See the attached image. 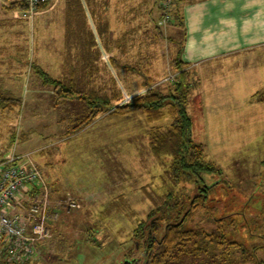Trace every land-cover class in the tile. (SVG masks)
Listing matches in <instances>:
<instances>
[{"label":"rangeland","instance_id":"rangeland-1","mask_svg":"<svg viewBox=\"0 0 264 264\" xmlns=\"http://www.w3.org/2000/svg\"><path fill=\"white\" fill-rule=\"evenodd\" d=\"M162 1L111 0L107 6L105 0H98V6L93 4L96 8L105 6L100 12L108 18L115 38L132 27L138 29L129 33L124 55L114 44H111V53L103 45L106 53L99 55L86 29L77 32L69 29L70 26L87 28L82 11L80 19L83 21L66 24L64 14L70 0H54L48 7L41 8L42 16L34 18L25 15L27 18L21 16L23 19H19L16 14L13 17V13L0 14V88L22 99L21 107L13 111L0 109V159L12 151L29 153L51 188V198L76 201L71 210L60 209L58 219H48L51 238L41 244L42 253L30 260H37L35 264H124L122 258L129 252L131 256L135 253L143 256L138 251L140 243L137 245L131 239V233L154 208L145 188L149 190L153 179L162 174V165L150 151L148 135L146 145L142 142L141 135L146 133L145 116L135 115L126 123V129L111 132L105 123L98 122L100 125H90L70 134L87 114L85 107L79 100L63 102L57 99L52 88L42 86L31 63H37L52 77L61 78L71 66L77 67L82 58H87L88 62L81 63L77 70L80 83L88 85L90 75H94V83L109 86L114 77L112 55L120 56L136 70L132 78L128 77L129 73L123 75L124 81L129 83L124 84L127 90L123 91V96L130 101L146 91L141 88L145 77L139 70L149 72L155 79H165L172 73L170 62L175 43L170 38L177 37L172 27L174 3L167 10ZM73 4L74 7L71 0V12L74 9L79 12L77 2ZM166 10L170 19L161 24L159 21ZM91 18L98 31L102 25L100 14H91ZM156 24L162 32L160 35ZM74 44L79 45L74 47ZM238 66L235 64L229 70V81L236 84L231 93L218 95L215 102L208 96L203 97V104H207L208 98L212 108L220 102L226 103L224 107L228 109L213 114L220 113L222 119L218 116L210 120L211 112L199 114L193 101L197 93L193 85L189 92L193 139L204 145L206 159L214 162L231 184L223 183L216 190L217 202L212 203L218 206L215 213L197 214L193 225L209 232L241 234L244 243L242 249L221 248L220 258L207 261L208 264H255L264 259V246L254 249L264 244V125L247 129L245 118H232L236 114L245 116V108L235 109L245 104V81H236L242 77L243 70ZM195 76V72H191L189 80L193 82ZM131 87H138V92L128 93ZM14 132L15 139L11 140ZM255 138H258L255 143H249L248 139ZM43 170L48 176H57L62 188L68 186L72 190H60ZM204 178L207 183L221 181L215 173L205 174ZM192 187L195 185L189 186ZM119 196L124 197L127 205L116 212L117 204L123 203L116 201ZM242 208L246 211V223L238 214L216 219ZM74 248L69 255L67 251ZM78 248L85 253L77 251ZM45 250L51 254H46L44 261L41 258ZM191 259L185 257L182 264H194Z\"/></svg>","mask_w":264,"mask_h":264},{"label":"trees","instance_id":"trees-1","mask_svg":"<svg viewBox=\"0 0 264 264\" xmlns=\"http://www.w3.org/2000/svg\"><path fill=\"white\" fill-rule=\"evenodd\" d=\"M53 1L47 0L40 4L39 8H46ZM74 1L79 6V12L75 9L71 12V0L69 3L67 2L66 14H64L66 24L70 22V26L71 23L76 24V22L85 20L87 28L85 26L76 28L70 26L69 29L71 31L74 29L76 32L86 29L85 31L89 38H92L93 43L95 35L87 24L84 4L82 0H72V7H74ZM85 1L91 14L94 16L100 14L102 25L99 24L101 28H98L97 32L107 51L111 53L113 46L111 44H114L122 54L127 53L128 35L131 31L136 32L138 29L132 27L123 32L121 37L115 38L108 18L106 19V16L103 15V11L100 12L104 10L105 6L96 8L92 6L93 4L97 5L98 0ZM179 1L172 0L171 3H174V18L183 25L178 7ZM9 2L12 4V9L19 6V8L27 10V5L23 0H9ZM105 2L107 6H110L111 0H105ZM81 11L83 20L80 19ZM97 12L99 14L96 15ZM106 13L107 11H105ZM156 28L159 30V35L162 34L159 25L156 24ZM170 40L176 45L173 47L175 52L170 62L171 77L155 79L149 72L139 70V73L145 77L141 88L146 91L141 95H135L132 100L125 103H123L125 101L123 92L116 86L118 84L115 79L110 80L111 85L109 86L100 85L96 81L94 83V75H90L88 85L80 83L77 78V70L81 63L88 62L87 58H82L77 67L71 66L69 72H66L61 78L52 77L40 65L30 62L42 86L52 88L57 99L63 102L79 100L78 102L85 107L87 114L81 118L82 120L80 119V124L74 126L75 128L70 131V134L80 132L90 125L93 127L100 125L98 122L105 123L106 128L112 129L111 132L114 129H126V123L135 115L141 113L145 116L146 133L141 135L142 142H144L143 145H146L145 138L148 135L150 151L162 165V174L153 179L149 190L145 188L154 208L145 219L137 223L131 233V239L137 245L140 243L138 251L143 256L136 255V253L131 256L129 252L122 258V263L125 264H182L185 257H191V262L194 264H208L216 257L220 258L221 248L242 249L244 246L243 240L240 238L241 234L209 232L203 228H195L193 225L197 214L213 215L215 213L214 209H218V206L212 203L217 202L216 190L221 188L223 183L229 186L231 184L223 178L222 171L215 166L214 162L206 159L204 145L193 139L194 120L188 110L189 92L193 85L189 80L192 69L182 59L183 39L178 40L173 37ZM77 45L79 44L73 46ZM111 62L114 67L118 64L115 55H112ZM119 63H122L125 68L134 69L128 60L121 59ZM21 104L20 97L0 88V109L13 111L16 107H21ZM99 118H101L100 121H98ZM15 135V132L12 133L11 140L15 139ZM122 137L120 135V138ZM214 173L219 175L221 181L207 183L204 178L205 174ZM157 181L159 183L155 185L154 182ZM192 184L195 185V188H189ZM250 200H247L248 204ZM116 201H123V203L117 204L119 208L116 206L114 209L116 212L127 205L123 196L117 197ZM233 214H238L240 218L243 217L245 223L247 222L244 208L238 212L218 216L216 219H226ZM246 235L248 236V234ZM262 246L264 244L254 249ZM125 258L127 260H124ZM255 264H264V259L258 260Z\"/></svg>","mask_w":264,"mask_h":264},{"label":"crops","instance_id":"crops-1","mask_svg":"<svg viewBox=\"0 0 264 264\" xmlns=\"http://www.w3.org/2000/svg\"><path fill=\"white\" fill-rule=\"evenodd\" d=\"M82 2L85 7L87 24L95 35L94 46L97 48L98 54L103 55L106 53L103 46L104 42L97 32L86 1L82 0ZM11 5L9 0H0V14L2 15L3 12L13 13V17L16 14V18L23 19L21 16L27 18L25 10L19 6L12 9ZM178 7L182 15L183 25L174 18L172 27L178 38L176 35L173 37L178 40L183 39L182 59L196 74L192 82L195 92H197H194L193 99L196 111L206 115L211 112L208 115L210 120L218 116L219 119H222L220 113L213 114L219 110L222 112L224 108L228 109L224 107L226 103L220 102L216 104L215 108H212L211 104L208 103V98L207 104H203L204 98L208 96L210 101L215 102L218 95L231 93L236 84L229 81V70L235 64H239L238 68L243 69L242 77L236 81H245V104L236 106L235 109L245 108V116L236 114L232 118H245L247 129L262 127L264 125V0H180ZM48 12L50 10L43 14ZM40 15L42 16V13ZM117 59L118 64L113 67V79L116 80L123 92L127 90L124 84L126 86L129 84L128 81H124L123 75L129 73L128 77L132 78L136 70L129 67L125 68L122 63H119V60L123 59L120 56ZM103 61L106 62L104 58ZM104 67L109 71L106 63ZM125 78L128 80L127 77ZM137 88L131 87L130 92H127L135 94L138 92ZM196 119H198V115H196ZM100 120L101 118L98 119V121ZM257 139L248 140L249 143H255ZM45 176L60 190H72L68 186L65 189L62 188L58 184L60 180L57 176L54 175V177L51 174L49 176L45 174ZM72 250L75 248L67 251L69 255ZM77 251L82 254L85 253L80 248ZM43 254L45 256L41 259L45 261L46 254H51V252L45 250ZM36 261L28 260L22 264H35Z\"/></svg>","mask_w":264,"mask_h":264},{"label":"built area","instance_id":"built-area-1","mask_svg":"<svg viewBox=\"0 0 264 264\" xmlns=\"http://www.w3.org/2000/svg\"><path fill=\"white\" fill-rule=\"evenodd\" d=\"M23 1L27 5L25 14L34 18L42 12L39 5L47 0ZM164 4L168 10L171 0ZM167 10L161 24L170 19ZM75 206L72 198H51V188L29 153L12 151L1 158L0 264H22L41 254V244L51 238L48 219H58L60 209L71 210Z\"/></svg>","mask_w":264,"mask_h":264},{"label":"water","instance_id":"water-1","mask_svg":"<svg viewBox=\"0 0 264 264\" xmlns=\"http://www.w3.org/2000/svg\"><path fill=\"white\" fill-rule=\"evenodd\" d=\"M125 264V263H124Z\"/></svg>","mask_w":264,"mask_h":264}]
</instances>
